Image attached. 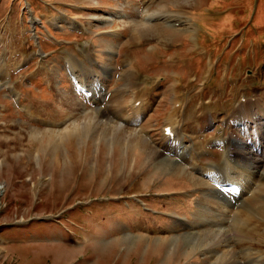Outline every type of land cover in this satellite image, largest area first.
<instances>
[{
	"label": "rangeland",
	"instance_id": "rangeland-1",
	"mask_svg": "<svg viewBox=\"0 0 264 264\" xmlns=\"http://www.w3.org/2000/svg\"><path fill=\"white\" fill-rule=\"evenodd\" d=\"M143 9L162 36L139 40L124 25L129 17L147 24ZM263 9L264 0H0V264H222L231 248L237 264H264ZM167 14L182 24H162L157 17ZM184 21L194 30L180 29ZM70 72L94 96L74 91ZM133 87L149 103L139 126L151 147L176 162L193 156L201 169L222 161L223 140L231 175H249L229 240L224 217L239 201L210 195L194 168L177 175L158 159L137 163L139 148L114 140V130L104 142L93 129L66 133L80 117L75 95L104 119L115 113L111 101L125 106L118 120L130 123ZM254 116L242 137L233 120ZM167 119L181 132L175 141L188 145L182 158L162 143ZM202 220L209 226L189 231Z\"/></svg>",
	"mask_w": 264,
	"mask_h": 264
},
{
	"label": "bare ground",
	"instance_id": "bare-ground-1",
	"mask_svg": "<svg viewBox=\"0 0 264 264\" xmlns=\"http://www.w3.org/2000/svg\"><path fill=\"white\" fill-rule=\"evenodd\" d=\"M150 2V1H149ZM148 6V5H147ZM144 8H146V7H144ZM143 13H144V15L142 16V19L147 23V24H144V23H141L140 21H138V19H137V17H133V18H131V17H129L130 19H128V20H125V21H122L123 23H124V25L125 24H129V26H130V28L133 30V32L135 31L136 33V36H137V39H139V40H144V39H147L148 37H159V36H162L163 35V33H162V31H160V30H158L153 24H151V20H152V18L154 17L153 16V14H150L148 11H147V9H143ZM108 14V13H107ZM116 15H118V14H116L115 13V15H114V13L112 14V13H109L108 15H106V16H110V17H112V18H118V16H116ZM101 16H104V15H101ZM114 16V17H113ZM128 15H121V18H123V17H127ZM164 16V15H163ZM176 17L178 16V15H175ZM110 17H109V19H110ZM174 16H172V15H169V14H167V15H165L164 17H157V18H159V19H161L160 21H162L163 23L162 24H164V25H168V26H172L173 28H177V27H175V26H180V25H177V23H175V24H173L172 23V18H173ZM128 18V17H127ZM175 20L176 19H179V20H181L180 18H174ZM182 21V20H181ZM31 22H36V21H34V20H32ZM120 22V21H119ZM175 22H177V20L175 21ZM68 24V23H67ZM184 25H182V28H180V29H182L183 31H192V30H194V29H191L192 28V26H187V25H185V24H187V23H185V21H184V23H183ZM72 25V26H71ZM68 28H80V26L79 25H77V24H75L74 23V25L73 24H71V23H69L68 25ZM77 26V27H76ZM82 27V26H81ZM83 28V27H82ZM84 29H86V28H84ZM136 39V40H137ZM182 51H186V49H185V47L183 48V50ZM126 55V54H125ZM127 56V55H126ZM94 61H95V63H96V60L94 59ZM69 69H70V66L68 65L67 66ZM107 69H110L109 67H107ZM130 70H132V69H130ZM70 71H72V69H70ZM58 72V69H57V71L55 72V74ZM128 72H130L129 70H128ZM134 72V74H135V76L134 75H131L130 76V79L127 81V90L129 89V88H131L132 87V85H134L136 82L134 81V79L136 78V76H137V74L135 73V71H133ZM70 74H71V76H69V79H70V77H72L71 79H72V84H73V88L72 89H74V91H76V92H80L81 91V93L83 94V95H85L86 97L87 96H89L90 97V95H93L94 96V92L92 91V89L91 88H89V87H87L86 88V86H84L83 85V79L81 78V76L80 75H78V74H75V73H73V72H70ZM125 77V76H124ZM70 79V80H71ZM133 81H134V84H133ZM98 85L100 86V84L98 83ZM12 86V85H11ZM171 86H173V85H171ZM101 87V86H100ZM121 89V88H120ZM119 89V90H120ZM133 90H131V98L129 99V102H130V107H131V109H132V111L135 113V116L134 117H131L132 119V121H130V123H127L126 125H128V126H126V125H124L123 123H122V121H120V120H118V114L122 111V109L125 107V106H115L114 105V102L113 101H111L110 103H111V109H113L114 111H115V113H112V116H111V118H109L108 116L106 117V119H104V113L102 112V110H100L99 108H95L96 110H97V113H95V112H89L90 111V109H86L82 104H81V107H80V105H79V103H78V101L76 102V98H75V100L73 101V102H70V104L72 103V105L74 104V102H76L73 106H71V109L72 110H74V109H77L78 111H82L83 112V116L84 115H88L87 116V119L85 120L86 122H87V128H90V129H93L94 127H96L98 124H99V122H101V125L103 126L104 125V128H105V126H115V127H118V128H122V129H126V130H129V131H134V132H137L140 136H143L149 143H150V135L149 134H147L145 131H144V129H143V125L142 126H139V122L141 121V117L144 115V113L148 110V105H149V103L147 102V101H145V99H139V98H141V96H138V94H137V92L136 91H134V89H135V87H133L132 88ZM118 89H116V94H113L114 96H115V98H124L123 97V95H120L121 94V92H124V91H117ZM122 90V89H121ZM13 92H14V90H13ZM78 92V93H79ZM15 95H16V97H17V94L16 93H18L16 90H15ZM76 97H78L77 95H75ZM79 98V97H78ZM80 99V98H79ZM127 99V98H126ZM83 102V101H82ZM84 103V102H83ZM85 104V103H84ZM136 104H138V105H136ZM122 105H123V103H122ZM242 107V106H241ZM80 108H83V109H80ZM95 109H91V110H95ZM131 111V112H132ZM124 112V111H123ZM257 111H255V113H256ZM134 113H132L133 115H134ZM254 113V112H253ZM252 113V114H253ZM258 113V112H257ZM255 115V114H254ZM126 116V115H125ZM116 117H117V119H116ZM76 118V117H75ZM81 116L80 117H77L76 119H73L72 121H70L69 122V124L68 125H66L65 127H64V129H67V131H66V133H72L73 132V129H70V127L71 126H77L76 125V122L78 123L79 121L82 123V122H84V121H81ZM168 118V117H167ZM256 118H257V116H254L253 117V119H252V121L250 120V119H246V118H239V119H234L233 120V123L232 124H234V125H237L238 126V129L241 131V136L242 137H244V136H246L248 133V131H249V127L250 126H252L254 123H256L257 122V120H256ZM262 118H264V115H262V116H260V119H262ZM68 119H70V117L68 118ZM114 119V120H113ZM145 120V119H144ZM168 120L169 119H167V121H166V124L164 125V128L162 129V131H163V133H162V143L163 142H166V144L168 145V143H170V142H172L168 147H170V149H171V151H173V152H175V153H177V155L176 156H179V157H181L180 155L182 154L181 152H183V150H186V148H187V146L184 144V141H175V139H176V137L178 136V134H181V132H179V131H177L176 130V125L174 124V123H170V122H168ZM170 121V120H169ZM252 122H253V124H252ZM139 126V127H138ZM165 127H168L169 129L167 130H165ZM62 130V129H61ZM264 130V129H263ZM164 131L167 133V134H165L164 133ZM262 130H260V131H256V132H254L253 133V135L252 136H255V138L254 139H259L257 142L255 141V140H252V144H254L256 147H262V145H261V138H262V134L260 133ZM262 132H264V131H262ZM139 135H137V137L141 140V141H143L144 142V144H146V140L143 138V137H140ZM248 135H250V134H248ZM247 135V136H248ZM251 136V135H250ZM249 136V137H250ZM237 139H238V137H237ZM248 140V139H247ZM217 141H218V143L221 145V148L223 149V152H224V155H223V159H222V161L219 163V164H213V165H208L207 167H203V168H201V169H196V167L194 166V157L193 156H189V158L188 157H185V158H183V160H182V162H176V161H174V160H171V159H169L168 157H166V155H167V153H166V155L164 156L163 154L162 155H160L161 153L160 152H158L156 149H154V148H157L158 150L161 148L160 147V145L159 146H156L155 144L154 145H152L153 147H151L152 149H150V152H152V153H154V154H156L158 157H159V159H160V163L163 165V168H165V171H169L170 173H172V174H183V172H185V170H187V168H194L199 174H200V176L202 177V178H204L206 181H204V180H202V181H204L206 184H207V189H206V191L207 192H210V195H212L213 197H215V198H217L218 200H221L223 203H224V201L225 200H227L228 201V203L229 204H231V202H237V201H239V204L235 207V209H234V207H233V209H231L230 210V212H232L230 215H229V219L228 220H226V218L224 217V221H226V224H227V232H226V237L228 238V240H229V234H233V233H236V229L234 228V226H233V221H234V219L237 217L236 216V214H237V210L238 209H242V207H243V203H244V194H245V192H246V184H245V179L249 176L246 172H245V170H243V172L242 171H240V176L239 177H237V176H234V175H231V172L233 171V166H232V164L231 163H233V160H231L232 158L230 157V155H229V152H227L228 150H226L225 148H224V146H225V141H223L222 140V142L219 140V139H217ZM239 141V140H238ZM259 141H260V143H259ZM175 144V145H174ZM150 146V145H149ZM241 148H243V147H241ZM240 148V150H242ZM182 149V150H181ZM161 151V150H160ZM164 151V150H163ZM163 151H161L162 153H163ZM193 151H194V148H193ZM199 151V150H198ZM263 151V150H262ZM185 152V151H184ZM181 153V154H180ZM195 153H197V152H195ZM238 153H239V151H238ZM244 153V152H243ZM257 154V153H256ZM184 155H186V153H184ZM176 156H172V157H176ZM264 156V155H263ZM182 158V157H181ZM235 159V158H234ZM261 159H263L264 160V157H261ZM235 162V161H234ZM236 169V168H235ZM234 169V170H235ZM248 171V170H247ZM237 175V174H236ZM192 177V176H191ZM191 179H193V178H191ZM226 184H229V185H234V186H236L237 188H238V191H239V195H237V193L235 192V190L233 189V188H229V190L228 189H226L225 188V185ZM264 184V183H263ZM150 187H152V189H154V187L153 186H150ZM201 188H202V186H201ZM155 191H157V190H155ZM262 191V190H261ZM258 192V191H257ZM256 192V193H257ZM158 193V191L157 192H154L153 194H156V195H158L157 194ZM180 193H183V192H180ZM248 193H250V192H248ZM262 193H264V190H263V192ZM160 194H162V193H160ZM246 194H247V192H246ZM258 194V193H257ZM132 195H137V194H135V193H132ZM172 195V194H171ZM237 195V196H236ZM159 196V195H158ZM165 196V195H164ZM179 196H183V197H185L183 194H180ZM250 196V195H249ZM260 196H262L261 194H260ZM258 197V196H257ZM186 198V197H185ZM239 199H241V200H239ZM170 203V202H169ZM168 203V204H169ZM219 203V202H218ZM167 205V204H166ZM235 205V204H234ZM133 206V205H132ZM220 207H222V206H220ZM220 207H217V209L218 210H220V212H223L224 213V215L226 216L227 214H228V211L227 210H222V208H220ZM229 207H230V205H229ZM144 208H146V209H149L148 207H144ZM128 210L129 209H127V212H128ZM129 212H130V210H129ZM198 212V211H197ZM159 213H160V211H159ZM233 214V215H232ZM160 217H162V218H164V219H168L169 218V216L167 215V214H161L160 213ZM163 215H166L168 218H165ZM195 215H196V212H195ZM198 215H199V213L197 214V217H198ZM232 216V217H231ZM155 218H159V217H155ZM178 219H181V217H179ZM198 219V218H197ZM186 220L188 221V219L186 218ZM208 220V219H207ZM206 220H202V221H198L199 223L198 224H194V225H192V224H189V227H188V229H189V231H193V230H197V229H200V228H204V227H207V226H209L208 224L205 226V224L206 223H210V222H205ZM195 222H197V221H195ZM195 222H191V220L189 221V223H195ZM115 223H116V221H115ZM160 222L158 221L155 225H157V224H159ZM181 223H183V222H181ZM235 224V223H234ZM182 226H185L186 227V224L185 223H183V225ZM194 233V232H193ZM218 236H220V235H218ZM232 239H230L231 240V246L233 247V246H236L237 245V240H234V239H236L235 237H231ZM234 240V241H233ZM233 242V243H232ZM229 244V245H230ZM233 244V245H232ZM231 248V247H230ZM234 248V247H233ZM231 250H232V256L231 257H228V255L227 254H223V255H221V261H220V263H222V264H237V260H235L236 259V257H235V254H234V250L231 248ZM244 255H242V257H243ZM257 257H258V259H260V253L257 255ZM262 257V256H261ZM245 258V257H244ZM244 258H240V263L241 264H246L245 263V259ZM227 259V260H226ZM258 260L257 259H255L254 258V264H255V262H257Z\"/></svg>",
	"mask_w": 264,
	"mask_h": 264
},
{
	"label": "crops",
	"instance_id": "crops-1",
	"mask_svg": "<svg viewBox=\"0 0 264 264\" xmlns=\"http://www.w3.org/2000/svg\"><path fill=\"white\" fill-rule=\"evenodd\" d=\"M75 98H76V100L78 101V103H79V105H80V107H81V104L85 107V104L82 102V101H80L79 100V98L78 97H76L75 96ZM118 99H120V98H118ZM86 108V107H85ZM98 108V107H97ZM80 109H83V108H80ZM87 109V108H86ZM93 109V108H92ZM100 109V108H99ZM101 110V109H100ZM73 112H79L80 113V116H83V112L82 111H78L77 109H74V110H72ZM103 112V111H102ZM104 113V112H103ZM69 117H70V114L68 115ZM71 119H72V117H71ZM81 120H82V118H81ZM72 121V120H71ZM69 123H67V125H68ZM76 125L77 126H71L70 127V129H73V132H75V130L78 128L79 130H80V132H81V137H83V132H86V131H88V130H90V128H87V122L86 121H84V122H76ZM93 130L95 131V136L97 137L95 140H101V141H106L107 140V137H108V134L109 133H111L113 130H114V132H113V134L115 135V138H114V140H118L120 143H122V141L124 140L125 142H127V140H129L130 141V145H131V148H139V153L137 152V154H138V159H136V158H133V160H135V162H137V163H142V164H147V163H149V162H151V161H153V162H157V159H158V162L160 163V159H159V157L156 155V154H154V153H152V152H150V149H152L151 148V146H149V142L143 137V136H140L137 132H134V131H129V130H126V129H122V128H118V127H115V126H105V128H104V125L102 126L101 125V122H99V124L96 126V127H94L93 128ZM97 132H101L102 133V136L101 137H98V135H97ZM126 132H128V135H126ZM137 135H139L140 137H143L147 142H146V144H144V142L143 141H141L138 137H137ZM124 143V142H123ZM124 144H126V143H124ZM125 147H126V145H125ZM122 149H123V147H120L119 148V155L121 154V152H122ZM156 150H158L157 148H155ZM121 151V152H120ZM135 150L133 149L132 150V152H134ZM160 153H162L160 150H158ZM140 153L142 154V155H144V157H143V161H142V156L140 155ZM163 154V153H162ZM162 154H160V155H162ZM164 155V154H163ZM165 156V155H164ZM166 157H168V156H166ZM169 159H171V160H174V159H172V158H170V157H168ZM175 161V160H174ZM147 162V163H146ZM179 163V162H178ZM158 166V165H157ZM158 172V171H157ZM167 173H170L169 171H166ZM158 203H160V204H163L164 206H166V204L168 203V202H161V201H157V204ZM198 210H199V204H198ZM95 234H97V233H95ZM92 235V234H91Z\"/></svg>",
	"mask_w": 264,
	"mask_h": 264
},
{
	"label": "trees",
	"instance_id": "trees-1",
	"mask_svg": "<svg viewBox=\"0 0 264 264\" xmlns=\"http://www.w3.org/2000/svg\"><path fill=\"white\" fill-rule=\"evenodd\" d=\"M263 11H264V9H263ZM260 19H262L264 22V14H261Z\"/></svg>",
	"mask_w": 264,
	"mask_h": 264
}]
</instances>
